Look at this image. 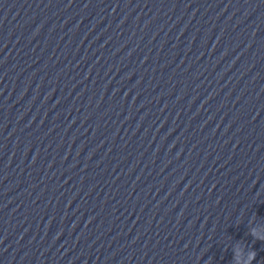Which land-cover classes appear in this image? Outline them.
<instances>
[{
  "label": "clouds",
  "instance_id": "9594fccd",
  "mask_svg": "<svg viewBox=\"0 0 264 264\" xmlns=\"http://www.w3.org/2000/svg\"><path fill=\"white\" fill-rule=\"evenodd\" d=\"M254 236H255V233L253 232L252 233ZM257 239H261L262 241H264V237H256ZM256 257V252L254 250H252L250 253H249V256H248V264H251V261L254 260Z\"/></svg>",
  "mask_w": 264,
  "mask_h": 264
}]
</instances>
